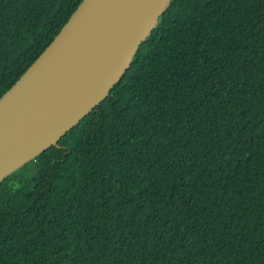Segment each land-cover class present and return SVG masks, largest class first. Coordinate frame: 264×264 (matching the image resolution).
I'll return each instance as SVG.
<instances>
[{"label":"trees","instance_id":"1","mask_svg":"<svg viewBox=\"0 0 264 264\" xmlns=\"http://www.w3.org/2000/svg\"><path fill=\"white\" fill-rule=\"evenodd\" d=\"M82 0H0V97ZM0 264H264V0H172L108 96L0 183Z\"/></svg>","mask_w":264,"mask_h":264},{"label":"water","instance_id":"2","mask_svg":"<svg viewBox=\"0 0 264 264\" xmlns=\"http://www.w3.org/2000/svg\"><path fill=\"white\" fill-rule=\"evenodd\" d=\"M172 0H82L0 97V183L110 93Z\"/></svg>","mask_w":264,"mask_h":264}]
</instances>
